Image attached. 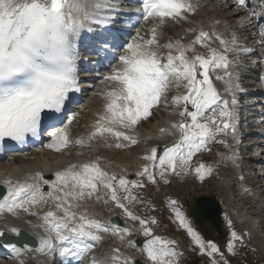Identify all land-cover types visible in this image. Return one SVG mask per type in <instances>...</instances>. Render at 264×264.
<instances>
[{"label":"snow or ice","instance_id":"6c2138e0","mask_svg":"<svg viewBox=\"0 0 264 264\" xmlns=\"http://www.w3.org/2000/svg\"><path fill=\"white\" fill-rule=\"evenodd\" d=\"M224 6H231L233 17L239 16V28L258 29L257 43L264 48V0H224ZM198 8L199 3L193 0H140V7L135 9L141 14L138 19L154 23L146 35L137 31L129 40L116 45L117 51H112L113 46L107 42L97 50L98 55L101 51L107 53L104 65L107 70L97 74L99 86L93 85L96 87L93 94L102 101L101 108L95 113L87 135L73 139L70 126L78 113L70 105L78 103L76 94L82 91L78 62L83 58L79 55V41L83 31L93 32L94 26L107 27L114 22L115 15L107 14L117 11L113 0H0V145L5 139L21 145L29 136L38 139L44 121L48 120L50 124L62 125L48 132L50 140L45 145L58 153L74 145L90 146L97 138L103 139L109 148H128L140 143L134 134L138 126L149 121L163 106L180 119L168 121L169 127L158 131L177 138L170 144L151 147L142 156L146 163L135 173L137 177H146L155 184L159 176L167 184L169 174L191 171L192 158L211 151L210 143L231 149L228 159L239 167L238 148L234 147L241 143L237 134L236 93L243 88L235 68L241 53L254 50L242 45L236 32L225 38L214 28L188 29L195 35L187 44L180 39L166 44L159 40V29L167 21H188ZM213 41L219 47H213ZM197 45L207 49L206 54L198 52ZM161 48H166L167 53L159 51ZM259 79L264 84V74ZM214 80L222 82L228 98L221 94ZM173 89L176 94L169 98ZM229 134L231 144L227 139H217ZM109 139L114 142L109 143ZM100 160L101 157H96L69 163L55 171L53 180L37 171L23 178L8 176L0 181L6 189L0 198V219L10 215L39 230L35 233L36 246L0 240V246L9 250L17 264H28L24 257L30 253L59 256L63 258L61 264L72 261L80 264L99 246L103 234L121 242L133 234L129 227L90 217L87 209L77 211L83 202L93 198L104 204L114 203L126 218L139 222L140 234L146 237L140 249L145 260L138 262L115 247L110 254L91 255L89 264H179L182 253L177 241L155 235L152 226L158 221L138 216L128 207L131 202L143 203L133 193L134 189L144 187L143 182L109 173ZM194 171L201 181L213 174V168L204 162ZM45 186L49 188L47 192ZM243 191L250 189L243 187ZM50 202L47 212L33 210ZM168 203L175 221L187 231L192 242L201 253L213 258L211 264H220L214 259L216 254L223 264H229L219 246L206 241L192 227L178 201L169 199ZM25 217H36L39 222ZM227 222L231 229L232 221ZM6 231L15 236L22 234L20 227L9 226L7 222L0 227V237ZM236 242L244 246V236L233 229L226 245L229 253L234 254ZM127 245L135 248L136 242L128 239Z\"/></svg>","mask_w":264,"mask_h":264},{"label":"rangeland","instance_id":"374dc122","mask_svg":"<svg viewBox=\"0 0 264 264\" xmlns=\"http://www.w3.org/2000/svg\"><path fill=\"white\" fill-rule=\"evenodd\" d=\"M213 5H215V3L211 4L210 6L215 7ZM217 10L219 11L220 9L214 10L217 14H214L215 12L214 13L212 12L208 16L206 14H202V13H198V15L202 16L204 20H208V21L209 20H211V21L220 20V18H221L220 16L224 10H223V8L219 12H217ZM229 10L232 11L233 9L231 8ZM225 17H227L228 19L230 18L229 16H225ZM234 19L235 18H230L229 22L227 20L222 21V23L223 22L225 23V25H222V28L230 36H231L232 32H236L237 35L241 37V43L243 45H245L246 47H249L252 49L253 48L257 49V47H259V44L257 43V41L259 40L258 37L255 35H249L250 31H248L249 32L248 33L245 28H239L238 27L239 18H236L237 20L233 21ZM187 22H190V21L188 20ZM153 23H154V21L149 22L148 24H145L144 28L141 29L140 34L146 35L145 33L152 27ZM183 24H184V26H182ZM189 25H190V23L186 24L185 21H183V23H182V21H180L179 23L173 22L171 20L167 21L166 24L161 26V28L159 29V32H160L159 40H160L161 44H166L165 40L167 37H169L171 35L173 36V35L180 34L181 28H184V30H185L183 32V34L188 35L189 33H187V26H189ZM194 35H195L194 33H190L188 39L191 41L194 38ZM190 41H188V42H190ZM212 46L213 47H219V44H218V42L213 41ZM196 48H197V51L200 53L206 54V52H207V49L202 48L200 45H197ZM159 51H161V52L164 51V48L159 49ZM240 55L242 57H244L245 59L247 58V56H245L246 55L245 53H241ZM248 60L249 59H246V62ZM251 60L252 61H248V63L254 62V59H251ZM255 60H257V59H255ZM246 62L244 64H246ZM246 66H249V65H246ZM253 75H255L254 72H253ZM243 78L245 79L244 82H246V83L247 82H254V79L251 77L250 78L243 77ZM97 82L99 83V80ZM241 85L245 86L244 83H241ZM249 90H252V89H249ZM95 91H96V88L94 90L89 91V94L85 98L86 100L81 104L80 109L76 112V113H78V115H77V118L73 121L72 125L70 126V132H73V131L82 132V130L84 129V127L86 125L85 123L89 122L90 119L94 118V112H92L90 110L92 108H90L89 104H91L92 107H95V108L97 107V109H98L99 106L95 105V103L97 101L101 100L99 97H97L94 99V101H92L90 103V101L93 99V97H95V95L93 94ZM169 98H170V94H169ZM256 106L259 107L258 104ZM161 108H162V111L159 109L157 111V114L155 113V115L152 118H150L149 121L145 122L144 125H142L141 127L138 126L135 133L136 134L142 133L143 135L141 137H143L145 134V131H147L148 129H151V126L157 125V120L158 119L160 120L162 117L163 111H166V109L163 106ZM260 126H262L261 130H264L263 129L264 124L262 123ZM262 133H264V131H262ZM109 143H113V142H109ZM141 143L143 144L144 140ZM261 147H260V149H261ZM137 148H134V151L130 150L128 148H125L124 150H123V148L122 149L117 148L118 151H108L111 148L110 149L107 148V149H105V151H107L108 154H106L105 152L100 150V144L94 143L93 147L91 148L92 149V155L91 156L101 157L100 164L104 169H107V167L109 165H112L113 168L110 166V169H111L110 171L112 173L119 172L118 169L114 168V165H115L114 159H116V163H118L120 161L127 160L128 157L130 158V159L129 158L128 159L131 160V158L133 157V159H132L133 161H131V162H133L134 169H133V171H131V170L127 171L126 175H128V177H133V176L137 177L135 175V173L138 171L136 169H138V163L139 162L136 161V156L140 157V158L142 157L141 150L137 149ZM142 148H143V150L146 151L147 145L146 146L143 145ZM215 149H217V148L213 149L214 150L213 153L216 154L219 159H221L222 152H218ZM252 150H254V149H250V150L246 149V151H252ZM121 151H123L122 154H121ZM72 152H73V155H78L79 150L72 151ZM103 154H105L104 155L105 159L108 157V160L102 159ZM245 154L246 153H242V155H244V157L245 156L249 157V154H248V156H247V154L246 155ZM217 156L215 157L214 155H212L210 160L204 158V160L202 161L206 165L211 164V167L213 168V174H212L213 179L212 180H209L206 184L201 185V186L196 185L195 182L188 183L186 185L187 187H185L183 185H178L175 183H174L175 186L172 184H169L170 186L167 187L166 190H164V192L162 193V195H165V193H166L165 191L168 190V193L166 194V195H168L167 197H169L170 199H174V200L178 201V206L181 207V210L184 212L188 221L191 223L192 227L196 231H198L197 227L195 226V224H193L194 222L188 218L186 211L182 207L186 208V205L188 203L193 202L195 200V198L199 197V196H209V197H215L217 199L222 198V196H228L231 199V197L229 195H231V193L233 191H238V194H241V195H251L253 193L252 190H250L249 192L240 191V189H241L240 182L252 184V182L254 181L253 176L258 175L257 173L261 172V170H264V169L259 170V168L262 166L261 164H254L255 162L254 161L251 162V160H250L249 161L250 163H248V164H251L252 166L254 165L253 166L254 168H251L250 166L249 167L243 166L242 168H239L241 170V172L237 173L235 170V167H234L235 165H234L233 167H229L230 170L226 169L225 173L219 174L218 171H216L217 168L215 169V167H216L215 161L217 159ZM34 157H36V159L39 160V157H41V155L40 154L39 155L38 154L37 155L36 154L28 155V156H26V158H23L24 160L17 159V157H10L7 161H5V163H11L12 159H17L20 162H22V161H26L25 159L30 160V159H33ZM19 158H21V157H19ZM29 160H27V161H29ZM247 160H249V159L245 158L242 162L244 163ZM107 161H110V163H107ZM17 163H19V162H17ZM126 164H129V163H126ZM140 164H142V161ZM240 176H243L244 179L239 180ZM236 178H238V179H236ZM148 185H150V183H148ZM263 189L264 188H262V190ZM255 191H257V189H255ZM226 192L228 193V195ZM153 194H155V196L160 195L157 192L155 193V191ZM262 194H263V192H262ZM239 197H241V196H239ZM157 198L160 199L159 197H157ZM256 198L255 199L250 198L249 199L250 201L248 200V202H245L244 200H242V201H239V203H235V204L232 203V207L235 209V214L242 216L241 218L245 219L246 221H251L252 219H254V220L256 219V220L262 222L261 225L264 226V212H262L264 210V202H258L257 204H255V201H259V200L262 201V199H260V195ZM237 199L240 200L239 198H237ZM247 203L249 205L252 204L253 207L251 209H248ZM242 206H243V208L240 209L242 211H239V207H242ZM160 208L161 209L158 208L159 211H162V207H160ZM222 208H223V210H225L224 211V217L227 216V219L225 218L226 227H227L225 237L223 239L219 238V236L216 234L215 230H213L211 227H209V225H207L205 227V230L203 232V235H205V238H204V236H202V235L201 236L206 241L211 240V241L215 242L219 246L220 251L223 253L224 258L229 262V264H264V247H263V245H264V231H262L261 225L259 227L261 229V231L259 230L258 233L257 232L255 234L250 233V235L240 234V235L244 236V246H241V244L239 242H237L235 244L234 254L229 253L227 251L226 245L228 243V240L230 239V234H229V230H228L230 227L228 225L227 220L230 219L232 221V225H231L232 230H233V228L240 229L239 233L243 232V228L246 229V227H245V223H243V222L238 224V222L236 220V219H238V217L236 215L230 216L229 207H227L226 205H222ZM149 209L151 212H153V207H150ZM142 213H144V212H142ZM164 216H165L164 219L167 221L170 220L172 225H173V228L172 227L167 228V230H168L167 232L170 233L169 231H171V230L174 231L175 239L177 240L178 250L181 251L182 249L187 247L186 249H188L190 251V253H192L193 256H198L200 258V262L202 264H211L213 258H210V257L205 258L202 256V253H201L199 247L196 246L192 242L191 237H189V235L187 234V231L185 229L181 228L179 226L178 222L170 219V217L167 213L166 214L164 213ZM151 218H154V217H151ZM126 220H127V222L130 221L127 218H126ZM138 229H140L139 226H138ZM214 259L219 261L220 264H223V262L220 260L219 254H217L214 257Z\"/></svg>","mask_w":264,"mask_h":264},{"label":"bare ground","instance_id":"6f19581e","mask_svg":"<svg viewBox=\"0 0 264 264\" xmlns=\"http://www.w3.org/2000/svg\"><path fill=\"white\" fill-rule=\"evenodd\" d=\"M113 1H114V3L116 5L126 4V2H121L119 0H113ZM193 2L194 3L195 2L200 3L199 0H193ZM213 3H215V5H213V6H215L214 9L213 8H208L207 11H210L211 9H213V11L215 9H220L221 10L222 7L224 6V2L222 3V6H221V4H218L216 1L215 2H211L210 5L213 4ZM129 4L130 3L128 2L126 5H129ZM132 6H134V4H132ZM218 7H220V8H218ZM229 9L230 8H228V7H226L225 9H223L224 11H223V13L220 16L221 19H222V21L227 20L229 22L230 18H235L232 15V12L233 11H230ZM219 11L217 10V12H219ZM225 16H229L230 18L228 19ZM189 17L192 18L191 15H189ZM238 17L239 16H236V18H238ZM233 21H235V19ZM182 23H183V21H182ZM185 23L187 24V21H185ZM193 24H195L198 29L200 27H203L205 25L204 23L198 22V21H195V20H194V23ZM216 26H218V25H215L214 27H216ZM217 31L219 32L218 29H217ZM246 31L248 32L249 30H246ZM255 33L256 34L258 33V29L256 27L252 28V30L250 31L249 35H254ZM257 36H259V35H257ZM258 52H259L258 50H255L254 51V54H257ZM241 80L242 79L240 78V83H241ZM252 95H261L262 96V93L254 92V94H252ZM95 98H97V97L95 96ZM95 98L93 97V99L90 101V103L92 101H94ZM241 101L244 102L243 97H242V100ZM101 103H102L101 100H99V101H97L95 103V105H98L99 106L98 109H97V107L96 108L95 107H92L91 104H90V107L96 113L101 108ZM240 115H242V112H241ZM170 120H177V116L172 115L171 110L170 109H167L166 110V113L163 114V116H162V120H159L158 123H157V125L151 126V129L149 131H146L145 132V135L146 134H150V136L152 137L151 138L152 142H149L148 144H146L147 145L146 151H148L153 146L163 145L164 143H169L170 144L171 142H173V140L175 138H177L175 136H168L167 134L161 135L159 133V131H158V129L161 128V127L168 128L169 127L168 121H170ZM90 125L91 124H89L88 126L90 127ZM139 127H141V126L139 125ZM251 135H254V134L251 133ZM99 139H101V138H99ZM143 140L144 139H142V141ZM143 145H145V143H143L141 147H143ZM119 149H122V148H119ZM130 150H133L134 151V148L133 149H130ZM39 152H41V151H39ZM54 152H55L54 150L51 151V149H49L48 152L46 151V152H43L42 154L40 153L41 157H39V160L36 159V157H34L33 159H30L29 161L26 160V161H22V162H19V163H16V162L1 163L0 164V181H2L3 179L7 178L8 176H11L14 179H16V178H23L25 176V174L30 173V172L34 173V172H37V171L43 172V174L45 176L46 174H49L48 171H53L55 173V171L60 170V169H63L69 163H80V162L88 161V160L85 159L87 157L83 156V160L77 158L75 160L63 162L64 160L61 161V158L58 157V156H56V153H54ZM122 152L123 151H121V154H122ZM31 153L32 154H36V152H31ZM53 154H55V155H53ZM22 156L24 157L25 155H22ZM128 158H127L126 161H120L118 163L120 165L124 166V167H126V166L128 167L129 164H126V163H129V159L130 158L129 159ZM257 158L258 157H256V159ZM91 160H93V158ZM198 160H199V157L196 154L192 158L191 168H193L195 166V163H197ZM62 162H63V164L61 165ZM248 163H250V162H248ZM218 164L220 165V170L218 171V173L221 174L222 173V170L221 169H222V166H223L224 163L223 162H220ZM195 176H196L195 174L189 173V172L187 174L181 173L180 175L169 174L167 179L170 181L168 184H172L174 182L175 184L183 185L185 187H187L186 185L188 183H191V182H195L196 185H200L201 186V185H204V182L206 184L209 180H212L210 178H206L205 177L204 180H203V184H201L199 182L200 179L198 181H196V177ZM157 179H158V177H157ZM253 179H254V181H256V179H258L255 182V184L259 186V189L258 190L261 192L260 199H264V195L262 194L263 191H261L262 188H264V179H263L262 175L261 174L255 175V176H253ZM258 186H256V187H258ZM230 201H231L230 198H228L227 196H223L221 198V202H223L224 205H226L227 207H229L230 210H233L232 209V204H231ZM258 202H261V200L255 201V204H257ZM262 202H264V200ZM252 207H253V205H252ZM80 209H81V211H84V209H87V215L90 216L94 212L95 207H93V202L91 200V201H88V203L86 202V204L83 205V207L80 208ZM262 212H264V210ZM7 219H9V220L0 221V227H4L5 226V223L8 222L7 224L9 226H18L21 229H25L27 231L29 230L31 233H33L35 231V229L31 228L29 225H27L26 223H24L23 220L17 219L15 217H13V218H7ZM103 222H107V220H104ZM261 224H262V222H260L259 227H260ZM256 226H257V221H250L248 223V228L249 229H252V234H255L256 232L257 233L259 232L258 230H255V229H254L255 231H253V227H256ZM37 231H39V230H37ZM262 231H264V226H262ZM117 239H118V242H120L118 244L121 245V241L119 240V238H117ZM124 243L127 244V241H125ZM122 244H123V242H122ZM114 245L117 246V244H114ZM125 247H127V246H125ZM125 247L123 245H121V248L126 249ZM263 247H264V245H263ZM112 248H114L113 244L107 245V247L105 249H103V248L102 249L101 248H95L93 250V252L90 254V257L93 254H96V255H101L102 253L103 254L104 253L110 254V251H111ZM127 248H129V247H127ZM130 250H132L131 247H130ZM132 252L134 253L135 251L132 250ZM133 253L130 256H132V257L135 258L134 255H136L137 253H134V254ZM36 254L37 253H30L27 256H25L24 258L26 260H35L38 264H50V261H51L50 259L45 258L44 256H42L41 258H38V257L36 258V256H35ZM2 264H9V263L3 262Z\"/></svg>","mask_w":264,"mask_h":264},{"label":"water","instance_id":"95a60500","mask_svg":"<svg viewBox=\"0 0 264 264\" xmlns=\"http://www.w3.org/2000/svg\"><path fill=\"white\" fill-rule=\"evenodd\" d=\"M192 213L201 226L205 220H209L220 228V208L216 200L206 197L197 199V205L193 207Z\"/></svg>","mask_w":264,"mask_h":264}]
</instances>
